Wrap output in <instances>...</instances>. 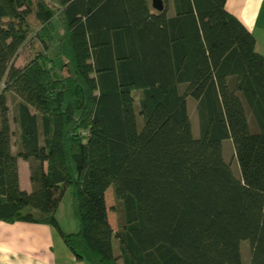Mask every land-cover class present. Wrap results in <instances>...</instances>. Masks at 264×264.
I'll return each instance as SVG.
<instances>
[{"label": "trees", "instance_id": "trees-1", "mask_svg": "<svg viewBox=\"0 0 264 264\" xmlns=\"http://www.w3.org/2000/svg\"><path fill=\"white\" fill-rule=\"evenodd\" d=\"M152 1L0 0V220L50 224L87 264H243V240L264 264V55L228 0ZM67 190L74 232L55 217Z\"/></svg>", "mask_w": 264, "mask_h": 264}, {"label": "crops", "instance_id": "crops-1", "mask_svg": "<svg viewBox=\"0 0 264 264\" xmlns=\"http://www.w3.org/2000/svg\"><path fill=\"white\" fill-rule=\"evenodd\" d=\"M226 7L253 32L256 37V50L264 55V0H228ZM17 142L18 137L12 141L11 150L13 153L17 150ZM17 166L21 189L31 191L33 184L30 181V161L19 157ZM109 190V188L106 190L105 198L107 206H112V204H108L107 199ZM59 205L55 212L58 223ZM73 229H76V226ZM0 264L87 263L76 258L65 245L59 232L50 224L0 220Z\"/></svg>", "mask_w": 264, "mask_h": 264}, {"label": "rangeland", "instance_id": "rangeland-1", "mask_svg": "<svg viewBox=\"0 0 264 264\" xmlns=\"http://www.w3.org/2000/svg\"><path fill=\"white\" fill-rule=\"evenodd\" d=\"M174 13H175V8H174L173 1L171 0L169 2L168 14L173 15ZM57 27H58V23H57ZM57 27L55 30V36L58 35ZM26 52H27V48L21 49V51L19 52L18 56L16 57L14 61L15 64L19 65L24 61ZM135 97H136V104H135L136 109L139 111V101H138L137 92H135ZM17 102H18V97L15 94L11 92H8L6 94V104L8 106V119H9L10 129L12 131V141L16 140L19 135V126H18V123L14 120V115L16 113V108H17ZM188 108H189L190 117L192 119L194 134L196 136H199L200 128H199V119H198V112H197V100L191 96L188 97ZM248 119H249L251 131H256L258 129L257 123L250 111H248ZM138 123L141 127L143 124V120L141 116H139ZM223 154H224L225 160L228 163H230L234 174L237 177H241L240 165H239V162L235 154L234 143L231 139L224 140ZM109 189L110 190L107 193L108 204L115 205L114 210L109 212V220H110V223H112L113 226L117 229L119 228L120 223L122 222V218H121L122 214L120 210L118 209L117 200L115 199L113 188L110 187ZM57 218L63 230H65L66 232L76 231L78 224L74 218L73 210L71 207L69 190H67L64 193L60 201L59 209L57 211ZM75 226H76V229H73ZM118 245H119V240L115 238L114 246L116 247L117 250H118ZM241 251H242L243 264H250L251 246L248 240H243L241 242Z\"/></svg>", "mask_w": 264, "mask_h": 264}, {"label": "water", "instance_id": "water-1", "mask_svg": "<svg viewBox=\"0 0 264 264\" xmlns=\"http://www.w3.org/2000/svg\"><path fill=\"white\" fill-rule=\"evenodd\" d=\"M153 7L157 10H163L165 8L164 0H153L152 1Z\"/></svg>", "mask_w": 264, "mask_h": 264}]
</instances>
